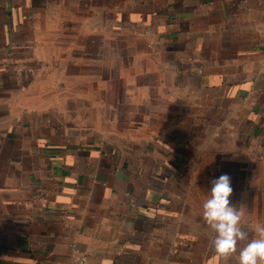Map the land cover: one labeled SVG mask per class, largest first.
Returning a JSON list of instances; mask_svg holds the SVG:
<instances>
[{"label":"crops","instance_id":"obj_1","mask_svg":"<svg viewBox=\"0 0 264 264\" xmlns=\"http://www.w3.org/2000/svg\"><path fill=\"white\" fill-rule=\"evenodd\" d=\"M222 174L257 238L264 0H0V264H225Z\"/></svg>","mask_w":264,"mask_h":264},{"label":"clouds","instance_id":"obj_2","mask_svg":"<svg viewBox=\"0 0 264 264\" xmlns=\"http://www.w3.org/2000/svg\"><path fill=\"white\" fill-rule=\"evenodd\" d=\"M210 184V197L202 205V216L215 234L212 244L216 253L227 264L238 252V244L248 240L246 246L239 249L238 264H264V224L255 226L257 238L250 239L249 232L241 224L243 209L230 201L234 191L230 175L222 174L210 180Z\"/></svg>","mask_w":264,"mask_h":264},{"label":"built area","instance_id":"obj_3","mask_svg":"<svg viewBox=\"0 0 264 264\" xmlns=\"http://www.w3.org/2000/svg\"><path fill=\"white\" fill-rule=\"evenodd\" d=\"M69 264H86V256L76 251L72 254Z\"/></svg>","mask_w":264,"mask_h":264}]
</instances>
